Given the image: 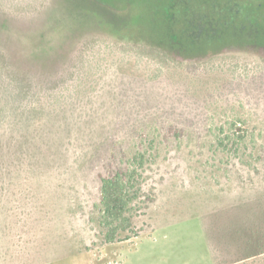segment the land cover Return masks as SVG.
I'll list each match as a JSON object with an SVG mask.
<instances>
[{
  "label": "rangeland",
  "instance_id": "obj_1",
  "mask_svg": "<svg viewBox=\"0 0 264 264\" xmlns=\"http://www.w3.org/2000/svg\"><path fill=\"white\" fill-rule=\"evenodd\" d=\"M192 1L225 47L159 48L135 0H0V264H264V0ZM138 154L108 242L100 176Z\"/></svg>",
  "mask_w": 264,
  "mask_h": 264
},
{
  "label": "trees",
  "instance_id": "obj_2",
  "mask_svg": "<svg viewBox=\"0 0 264 264\" xmlns=\"http://www.w3.org/2000/svg\"><path fill=\"white\" fill-rule=\"evenodd\" d=\"M143 6L146 16L145 33L159 48L184 57H200L202 48L221 49L224 41L216 38L219 31L226 32L220 21L213 17V11L203 12L198 17L197 7L201 4L187 0H135ZM203 9V8H202ZM211 15H210V14ZM218 15V14H217ZM216 15V16H217ZM219 16V15H218ZM253 20L258 15L251 13ZM219 42V43H218ZM143 155L138 154L128 161L127 167H106L101 177L100 224L106 229L105 239L114 242L132 225L135 203L140 199L141 188L136 186ZM139 162V163H138ZM138 163V165H137Z\"/></svg>",
  "mask_w": 264,
  "mask_h": 264
}]
</instances>
